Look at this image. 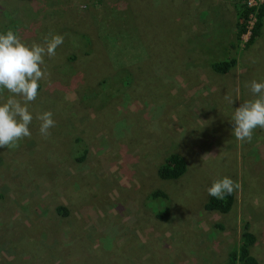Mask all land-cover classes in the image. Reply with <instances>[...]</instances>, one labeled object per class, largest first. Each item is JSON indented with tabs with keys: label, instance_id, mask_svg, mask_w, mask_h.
<instances>
[{
	"label": "rangeland",
	"instance_id": "obj_1",
	"mask_svg": "<svg viewBox=\"0 0 264 264\" xmlns=\"http://www.w3.org/2000/svg\"><path fill=\"white\" fill-rule=\"evenodd\" d=\"M236 1L0 0V264H224L244 222L264 264V19L235 47Z\"/></svg>",
	"mask_w": 264,
	"mask_h": 264
},
{
	"label": "trees",
	"instance_id": "obj_2",
	"mask_svg": "<svg viewBox=\"0 0 264 264\" xmlns=\"http://www.w3.org/2000/svg\"><path fill=\"white\" fill-rule=\"evenodd\" d=\"M248 0H237L234 4L235 24H234V44L241 42V37L247 32L249 33L244 47L248 48L258 38L260 29L263 25L264 19V0L258 5L257 8L247 7ZM254 16V22L249 25V16ZM250 27V28H249ZM234 46V45H233ZM236 65V58L234 56L225 57L220 60H214L209 63L210 69L219 75H224L231 71ZM1 78V77H0ZM83 156L78 159H82ZM185 160L176 153H170L164 159L163 163L157 168L156 175L163 181H176L180 179L186 172ZM149 201L156 203V207L150 203L153 208V217L162 222H166L169 217L168 206L165 200L166 195L159 191H153L149 194ZM233 191L229 182H225L224 186L216 193H213L206 200L204 208L207 211H215L222 214L227 213L233 204ZM161 203V204H160ZM158 204L160 206H158ZM158 206V207H157ZM63 207H56V212L60 214L65 213ZM255 243V236L249 230L247 222H244L241 228L240 237L237 245L232 247L226 256L224 264H257V261L250 255L251 248Z\"/></svg>",
	"mask_w": 264,
	"mask_h": 264
},
{
	"label": "built area",
	"instance_id": "obj_3",
	"mask_svg": "<svg viewBox=\"0 0 264 264\" xmlns=\"http://www.w3.org/2000/svg\"><path fill=\"white\" fill-rule=\"evenodd\" d=\"M263 0H248L246 2V6L247 7H254V8H257L258 5L262 2Z\"/></svg>",
	"mask_w": 264,
	"mask_h": 264
},
{
	"label": "clouds",
	"instance_id": "obj_4",
	"mask_svg": "<svg viewBox=\"0 0 264 264\" xmlns=\"http://www.w3.org/2000/svg\"><path fill=\"white\" fill-rule=\"evenodd\" d=\"M249 17H250V18H249V20H248V21H249L248 23H249V25L251 26V24L254 22V16H253V15H250ZM249 28H250V27H249ZM246 35H247V37H248L249 33L247 32Z\"/></svg>",
	"mask_w": 264,
	"mask_h": 264
}]
</instances>
